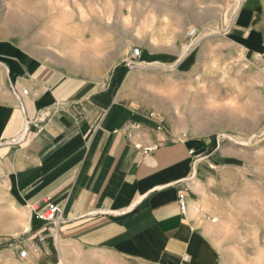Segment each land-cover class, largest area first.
Here are the masks:
<instances>
[{
    "label": "rangeland",
    "instance_id": "obj_1",
    "mask_svg": "<svg viewBox=\"0 0 264 264\" xmlns=\"http://www.w3.org/2000/svg\"><path fill=\"white\" fill-rule=\"evenodd\" d=\"M3 2L0 102L11 95L16 57L27 54L68 76L115 83L114 93L168 140L203 143L188 192L189 217L205 242L198 263L264 264V57H251V36L228 32L243 0ZM36 212L25 231L18 218L29 212L6 199L0 182V250L11 255L0 264H128L61 241Z\"/></svg>",
    "mask_w": 264,
    "mask_h": 264
},
{
    "label": "crops",
    "instance_id": "obj_2",
    "mask_svg": "<svg viewBox=\"0 0 264 264\" xmlns=\"http://www.w3.org/2000/svg\"><path fill=\"white\" fill-rule=\"evenodd\" d=\"M228 32L251 36V57H264L263 1L243 0ZM15 62L11 95L0 102L6 199L29 212L30 222L56 204L54 234L80 250L128 264H199L205 242L189 217L188 192L201 173L203 143L168 140L114 93L115 83L68 76L30 54ZM0 259H11L7 248Z\"/></svg>",
    "mask_w": 264,
    "mask_h": 264
},
{
    "label": "built area",
    "instance_id": "obj_3",
    "mask_svg": "<svg viewBox=\"0 0 264 264\" xmlns=\"http://www.w3.org/2000/svg\"><path fill=\"white\" fill-rule=\"evenodd\" d=\"M195 33L196 31L192 29L187 33V37L192 39L195 36ZM139 54H140L139 49L135 48L132 50L130 59L126 62V68L129 71H132L135 68H137L136 61L139 58ZM23 94H26V91H23ZM180 207L183 211L184 209L183 202H180ZM36 216L39 220L43 221L44 223L49 225H54V229H56L61 217V211L57 205L53 203H48L38 213L36 212ZM25 257H26V253L22 252L20 254V258H25Z\"/></svg>",
    "mask_w": 264,
    "mask_h": 264
},
{
    "label": "bare ground",
    "instance_id": "obj_4",
    "mask_svg": "<svg viewBox=\"0 0 264 264\" xmlns=\"http://www.w3.org/2000/svg\"><path fill=\"white\" fill-rule=\"evenodd\" d=\"M2 6H4V2H3V0H0V7H2ZM218 118V117H217ZM197 175V173L195 172V174H194V176L193 177H195ZM183 205H184V208H186L185 207V203L183 202ZM184 210V209H183ZM14 211V210H13ZM15 211H17V210H15ZM15 215V214H14ZM17 215V214H16ZM18 224H20V226H22L23 227V229L25 230V231H28L29 230V218H28V216L27 217H25V216H21V217H19L18 218Z\"/></svg>",
    "mask_w": 264,
    "mask_h": 264
}]
</instances>
